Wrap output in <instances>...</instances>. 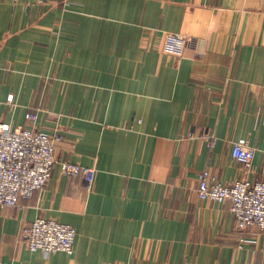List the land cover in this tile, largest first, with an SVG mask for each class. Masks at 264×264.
Segmentation results:
<instances>
[{
  "label": "crops",
  "instance_id": "0c3cea01",
  "mask_svg": "<svg viewBox=\"0 0 264 264\" xmlns=\"http://www.w3.org/2000/svg\"><path fill=\"white\" fill-rule=\"evenodd\" d=\"M0 123L63 135L46 185L0 210V264H264V233L197 197L202 171L242 177L239 139L264 180V0H0ZM39 217L73 254L27 249Z\"/></svg>",
  "mask_w": 264,
  "mask_h": 264
},
{
  "label": "built area",
  "instance_id": "2783aa9c",
  "mask_svg": "<svg viewBox=\"0 0 264 264\" xmlns=\"http://www.w3.org/2000/svg\"><path fill=\"white\" fill-rule=\"evenodd\" d=\"M25 119L35 125L37 115L28 112ZM209 138L213 142V135ZM62 139L59 130L49 133L33 126L13 128L0 123V210L18 207L46 185L56 164L57 144ZM231 156L242 167V177L225 185L214 181L209 171H202L198 175L197 197L217 204L227 202L239 231L256 229L264 233V180H250L246 176L253 172L255 149L247 140L239 139L232 145ZM61 171L82 177L86 189H92L95 169L64 162ZM75 237L72 226L53 218L39 217L21 228L27 249L44 258L58 252L73 254Z\"/></svg>",
  "mask_w": 264,
  "mask_h": 264
}]
</instances>
